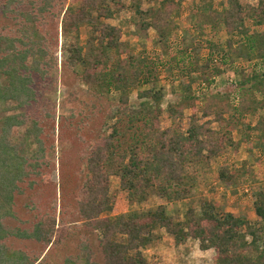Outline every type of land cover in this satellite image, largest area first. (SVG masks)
<instances>
[{
	"label": "trees",
	"instance_id": "16d2710c",
	"mask_svg": "<svg viewBox=\"0 0 264 264\" xmlns=\"http://www.w3.org/2000/svg\"><path fill=\"white\" fill-rule=\"evenodd\" d=\"M123 1L73 0L66 7L62 0H0V264H45L42 255L33 261L24 251L7 246L11 238L42 242L49 250L55 242L57 246L72 245L75 252L63 264H101L80 227L65 237L60 233L59 224L72 222V217L79 218L76 221L90 233H98L103 264H149L141 248L152 242L157 228H166L177 244L192 237L200 241L202 250L214 248L213 264H264V190L255 194L259 220L254 224L232 212H220L215 203L207 201L200 212L189 208L182 220H174L164 205L146 214L129 211L116 218L107 215L114 203L110 193L113 175L119 176L130 202L154 194L169 201L186 198L190 191L187 166L209 162L227 146L238 147L228 136L224 116L233 108L232 94L238 96L236 110L240 115L264 112L263 62L256 63L251 73L243 72L230 96L229 92L198 96L191 92L193 82L210 84L221 73L213 63L224 67L238 58L264 60V29L252 31L246 24L252 20L258 27L264 26V0H256V5L226 0L221 9L209 2L197 10L199 28L219 25L227 33L228 58L218 55L204 63L187 58L182 68L190 75L197 74L189 76L190 84H181L185 91L181 101L166 108L171 124L165 128L161 126L164 91L159 85V67L164 62L132 54L129 42L121 38V29L107 22L125 7ZM112 4L118 6L113 8ZM179 10L177 0H162L147 10L137 5L135 30L146 37L153 28L157 42L169 47ZM61 16L60 28L67 40L64 64L84 88L67 89L58 104V58L50 44L48 26L49 17ZM83 25L90 27L84 44L77 33ZM73 34L76 39L70 40ZM134 90L135 102L131 100ZM200 100L205 103L203 115H213V120L200 121L196 111ZM70 102L76 105L70 108ZM105 103L107 114L94 130L93 139L82 141L88 120L99 116ZM191 107L195 110L184 128L183 111ZM58 108L62 113L57 114ZM214 122L218 130L211 127ZM68 129L79 132L75 139L79 140L82 185L76 211L63 207L58 216L54 209L41 212L35 205L37 179L48 180L44 176L56 168V144L67 148ZM249 129L264 148V113ZM67 158L66 149L57 158L63 169ZM233 173L221 167L218 177L233 184ZM69 183L63 177L60 187L64 189ZM27 190H34L33 206L29 207L36 221L31 229L12 227L10 220L19 219L17 198Z\"/></svg>",
	"mask_w": 264,
	"mask_h": 264
},
{
	"label": "rangeland",
	"instance_id": "374dc122",
	"mask_svg": "<svg viewBox=\"0 0 264 264\" xmlns=\"http://www.w3.org/2000/svg\"><path fill=\"white\" fill-rule=\"evenodd\" d=\"M62 1V3L65 2L66 7L73 3V0ZM161 1L124 0L125 7L114 18L107 20V22L121 29V38L123 41L129 42L132 54L136 56H147L156 61L161 60L164 62V66L159 67V85L163 87L164 91L162 107L165 111L161 116V126L165 128L171 124V119L166 108L169 104H176L181 101L182 95L185 94L184 85H188V81L190 80L189 76H195L197 74L192 72V75H190L187 69L182 68L187 63V58L191 61L204 63L206 60H210L211 62L218 55L227 57L228 52L226 50L227 48H225V40L228 35L219 25L213 28L207 24L199 28L196 24L197 16L195 15L201 6L203 7L209 2L215 8L221 9L222 2L226 0H177L180 2V10L179 15L175 16L177 27L173 31V37L171 38L169 47L157 42V34L153 28L147 31L146 37L140 36L134 26V21L139 19V15L136 12L137 5L140 6L141 10H147L149 7L159 6ZM241 1L251 5L257 4L256 0ZM116 6L118 5L112 4L113 8ZM61 20L62 16L60 18L49 17L48 26L51 31V36L49 37L50 44L55 56L58 58L59 90L55 96L58 104L63 98L62 94L67 89L81 91L84 88L74 72L64 64L63 45L66 44L67 40L60 28ZM246 24L252 31L264 29V26L258 27L252 20H247ZM77 33L79 34V41L84 44L90 35V27L83 25ZM74 35L70 36V40L76 39ZM237 38H240V36ZM216 46H219V48ZM185 52L188 55L184 54ZM261 62L264 63V60L254 59L253 61H249L238 58L232 64L229 60L228 65L224 67L219 63H213V65L211 63L212 66L217 65L221 73L210 84L207 82L200 83L199 81L193 82L191 84V92L198 96L203 93H227L231 89L236 90L243 72L245 74L251 73L255 64ZM227 94L230 96L232 93L229 92ZM136 96L137 90H134L131 94V100L133 102L136 101ZM229 98L231 99L233 108L224 115L225 122L228 123L226 130L228 131V136L234 142H237L238 147L235 149L232 146H227V148L212 157L209 162L187 166V182L189 183L188 187L190 191L186 198L169 201L154 194L144 200L130 202L127 191L121 187L119 176L113 175L110 177V193L114 197V203L112 209L107 212V215L116 218L129 211L146 214L150 209L164 205L174 220H182L185 212L189 208L200 212L201 205L207 201L215 203L220 212H232L236 216H243L251 224L256 223L259 219L255 213V194L260 190H264V148L260 147L257 143L256 137L254 136L255 133L249 129V126H254L260 115L264 112L259 111L257 114L242 116L236 110L239 104L237 94H232ZM95 103L98 104V102ZM204 104L202 100L198 101L196 111L201 122H209L213 120L214 116L203 115L202 107ZM75 105L72 102L67 103V106L70 108ZM103 106L99 112V116H92V119L88 120L89 125L84 130L85 137L82 135V141L84 139L86 141L93 139L92 134L94 130L100 127L102 118L107 114L108 105L105 103ZM192 108H186L183 111L184 128H186L190 116L193 110H195V108ZM60 113H62V110L58 108L57 114ZM73 122H76V118ZM56 127L58 128V124H56ZM211 127L216 130L219 129L218 123L216 122L212 123ZM67 133V148L63 147L60 143L56 144V159L54 158L57 162L56 168L54 170L49 169L48 175L44 176V178L49 179L45 180L46 182L37 179V190L39 192L37 199H35V205L41 212H45L46 209H54L58 216L63 207L66 209L72 208L76 211L80 185H82L81 177L78 174L80 168L79 140L76 141L78 137L75 139V136L79 132L75 129H68ZM127 137L130 141L129 134ZM65 149L68 154V162L63 169L59 165L57 158ZM221 167L228 169L231 173L234 172L235 179H233V184H225L220 181L218 173ZM63 177L70 180L69 185L64 189L60 187ZM38 184L40 188H38ZM33 191L27 190L26 194L17 198V214L19 219L10 220L9 224H12V227L20 226L21 228L31 229L32 224L36 221L29 207L33 206V196L31 197ZM78 219L72 217V222L70 220V222L65 224L60 223V233L65 237L68 235V232L80 227L85 231L84 238L89 239V244L97 252L95 259L103 264L98 233H90L91 231H87L86 226L76 221ZM24 220H27V223L24 224ZM75 240L80 241L81 238L75 236ZM6 244L14 250L24 251L33 261L42 255L41 260L45 264H63L65 258L75 252V248L72 245L61 244L57 246L56 242L50 250L45 243L34 240L22 241L11 238L6 241ZM141 251L149 264H213V257L216 255L214 248L202 250L200 248V241L192 237L187 238L185 242L177 244L174 236L166 228L155 229L153 231L152 242L146 247L141 248Z\"/></svg>",
	"mask_w": 264,
	"mask_h": 264
}]
</instances>
